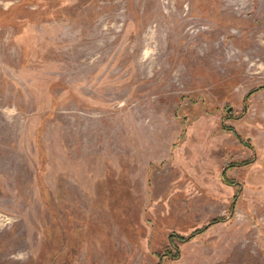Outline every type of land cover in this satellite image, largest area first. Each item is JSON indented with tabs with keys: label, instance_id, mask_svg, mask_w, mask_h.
<instances>
[{
	"label": "rangeland",
	"instance_id": "1",
	"mask_svg": "<svg viewBox=\"0 0 264 264\" xmlns=\"http://www.w3.org/2000/svg\"><path fill=\"white\" fill-rule=\"evenodd\" d=\"M263 86L264 0H0V264H264Z\"/></svg>",
	"mask_w": 264,
	"mask_h": 264
},
{
	"label": "trees",
	"instance_id": "2",
	"mask_svg": "<svg viewBox=\"0 0 264 264\" xmlns=\"http://www.w3.org/2000/svg\"><path fill=\"white\" fill-rule=\"evenodd\" d=\"M261 89H264V86H263V87H260L258 90H261ZM254 91H255V90H254ZM254 91H252V92H254ZM252 92H250V93H252ZM234 133H235V132H234ZM235 134H236V133H235ZM216 222H218V220H215V221L209 223V224H208L207 226H205L204 228L195 231L190 237H188V239H189V238H192V237H195V236L199 235V234L202 233V232H205L209 227H211L212 225H214Z\"/></svg>",
	"mask_w": 264,
	"mask_h": 264
}]
</instances>
